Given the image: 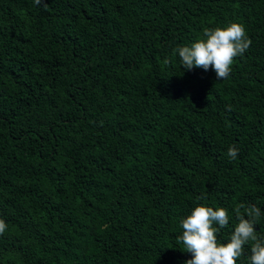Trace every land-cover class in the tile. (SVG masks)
Segmentation results:
<instances>
[{"label": "trees", "instance_id": "obj_1", "mask_svg": "<svg viewBox=\"0 0 264 264\" xmlns=\"http://www.w3.org/2000/svg\"><path fill=\"white\" fill-rule=\"evenodd\" d=\"M46 3L0 0V264H185L196 206L227 210L220 243L264 213V0ZM231 23L227 79L181 66Z\"/></svg>", "mask_w": 264, "mask_h": 264}, {"label": "clouds", "instance_id": "obj_2", "mask_svg": "<svg viewBox=\"0 0 264 264\" xmlns=\"http://www.w3.org/2000/svg\"><path fill=\"white\" fill-rule=\"evenodd\" d=\"M36 6L47 7L46 0H33ZM251 40L247 37L243 25L231 23L225 28L204 29L203 38L191 46L174 49L178 53L181 66L185 70L202 68L208 71L211 66L216 79H227L231 73L234 58L242 56L250 47ZM169 61L166 59L165 63ZM239 150L235 145L228 148L227 156L235 160ZM203 199V197H201ZM243 209V214L241 213ZM238 223L227 243L218 241V234L229 224L226 209L196 206L190 215L181 219L182 235L177 237L186 252L192 258L185 264H236L237 259L244 255L245 245L251 244L250 264H264V238H260L255 230L256 221L264 213L255 205H239L235 210ZM245 216L247 218H245ZM7 229V224L0 219V235Z\"/></svg>", "mask_w": 264, "mask_h": 264}]
</instances>
